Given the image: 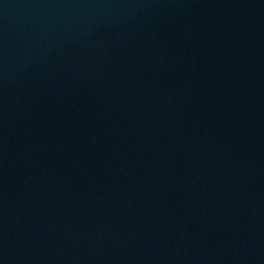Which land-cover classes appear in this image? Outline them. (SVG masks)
I'll list each match as a JSON object with an SVG mask.
<instances>
[{"label": "water", "instance_id": "obj_1", "mask_svg": "<svg viewBox=\"0 0 264 264\" xmlns=\"http://www.w3.org/2000/svg\"><path fill=\"white\" fill-rule=\"evenodd\" d=\"M0 264H264V0H0Z\"/></svg>", "mask_w": 264, "mask_h": 264}]
</instances>
